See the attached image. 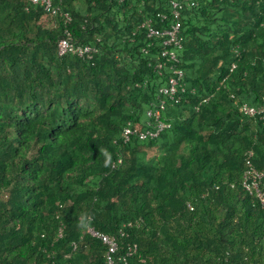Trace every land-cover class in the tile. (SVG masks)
I'll list each match as a JSON object with an SVG mask.
<instances>
[{"label": "trees", "instance_id": "trees-1", "mask_svg": "<svg viewBox=\"0 0 264 264\" xmlns=\"http://www.w3.org/2000/svg\"><path fill=\"white\" fill-rule=\"evenodd\" d=\"M50 1L0 0V263L106 264L92 226L113 264H264V202L243 185L264 111L239 109L264 105V0Z\"/></svg>", "mask_w": 264, "mask_h": 264}, {"label": "built area", "instance_id": "built-area-1", "mask_svg": "<svg viewBox=\"0 0 264 264\" xmlns=\"http://www.w3.org/2000/svg\"><path fill=\"white\" fill-rule=\"evenodd\" d=\"M33 1L34 2L40 1L41 3H43L45 5L46 8H53L52 10L53 11L55 10L54 7L52 6V3L50 0H33ZM184 1H188L192 4L194 3L193 0H184ZM174 6L180 7L181 4L174 2ZM174 12L176 15H178V13H179V11L177 9ZM66 15H67V13H66ZM178 28H179V22H176L175 24L172 25V27L170 29H168L167 31H164V33H168L170 35L168 40H165L166 44H170V43L174 42L175 45L181 47V42L177 36ZM150 33L160 34L161 32L158 31L157 29H150ZM57 49H58L59 54H64L66 52H72V53H76L78 55L87 56V57H91L92 52L94 51V48L90 45H74L67 38H61L58 41ZM167 53L170 54L171 56H174L173 51H169V50L163 51V54H167ZM160 66H161V64H160ZM182 75H183V72L181 69H179V68L173 69V74H172V76H170L168 84L166 86L161 87L160 92L164 95L170 96V98H174L178 92L179 79L182 77ZM176 100H178V98H176ZM163 106H164V100H161L160 107H163ZM239 109L244 114L252 116V115H255L259 112H263L264 111V105L253 106V105H249L247 103H242V104H240ZM148 114H154V116H156V118H157L159 116V109L156 108L154 111L148 110ZM166 125H168V124H165V123L158 121L157 129L155 131H151L148 129L144 132L142 131L140 135H141V137H146L147 135H156L157 132ZM131 132L132 131L129 127L124 128L123 136H124L125 141L127 139H129V135ZM263 170H258L254 167H251L247 170V172L245 173L244 179H243V185L245 186V188L247 190H249L250 192L254 191L262 202H264V194L259 187V183L263 177ZM88 232L92 236L99 238L104 244L107 245V251H106V255H105L106 264H113L114 263L113 254H114V252L118 246V242L116 240V237L113 235H109L107 233L101 232L92 226L88 227ZM0 264H2V263H0Z\"/></svg>", "mask_w": 264, "mask_h": 264}, {"label": "clouds", "instance_id": "clouds-1", "mask_svg": "<svg viewBox=\"0 0 264 264\" xmlns=\"http://www.w3.org/2000/svg\"><path fill=\"white\" fill-rule=\"evenodd\" d=\"M235 67V64H232L231 69H233ZM256 106V105H253ZM102 232V231H101ZM59 235H61V231L59 232ZM102 242V241H101ZM103 243V242H102Z\"/></svg>", "mask_w": 264, "mask_h": 264}]
</instances>
